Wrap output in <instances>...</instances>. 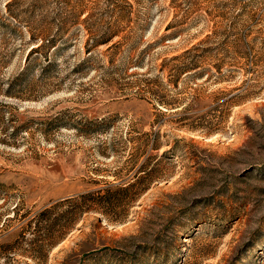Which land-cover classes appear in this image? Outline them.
Wrapping results in <instances>:
<instances>
[{
	"label": "rangeland",
	"instance_id": "1",
	"mask_svg": "<svg viewBox=\"0 0 264 264\" xmlns=\"http://www.w3.org/2000/svg\"><path fill=\"white\" fill-rule=\"evenodd\" d=\"M249 1L128 0L133 24L94 49L89 71H74L79 41L50 64L40 55L19 97L0 96V264H34L24 253L35 238L40 264H264V0ZM55 9L40 0V20ZM4 42L1 89L28 50ZM198 43L237 44L240 53L226 59L235 70L162 86L174 79L171 58ZM157 91L175 109L159 114ZM230 91L241 102L218 106ZM174 144L181 157L164 169L168 181L133 190L132 202L103 207L105 216L83 212L59 244L56 219L77 204L40 215V231L28 232L29 220L58 202L136 182Z\"/></svg>",
	"mask_w": 264,
	"mask_h": 264
},
{
	"label": "trees",
	"instance_id": "2",
	"mask_svg": "<svg viewBox=\"0 0 264 264\" xmlns=\"http://www.w3.org/2000/svg\"><path fill=\"white\" fill-rule=\"evenodd\" d=\"M24 1L7 0L3 4V14L0 16V46L5 49L6 42L4 41L11 39L22 44L28 50L21 72L7 84L5 89H1L0 87V96L19 97L17 96L19 92L16 89L24 85L27 76L34 66H40V55L44 61L50 64L57 54L64 52V50L72 49L79 41L84 42L82 50L83 58L74 71L77 74L89 71L92 68L90 62L93 60L92 53L94 49L109 44L114 37L118 36L120 28L123 25L133 24L128 16V10L131 7L128 0H53L56 9L50 14L42 16L46 18L43 20H40V13H37V11H40V0H30L28 8L19 9ZM238 1L244 2V0ZM249 2L247 3L249 4ZM100 4H105L107 7L101 11L99 8ZM14 7H16V10ZM83 38L84 40H82ZM240 51L241 49L238 48L237 44H235L233 51L221 47H202L200 43L185 48L180 54L171 58V61L177 62L175 67L172 68L174 79L167 81L162 86L167 85L172 90H176L175 86L177 82L201 79L208 74L216 77V79H222L225 76V71L231 73L237 67L226 63V59L240 53ZM9 56L10 54L3 56L0 53V65H4L6 63L4 58H8ZM166 68V64H164L161 66L160 71L163 72ZM27 87L31 93L40 91V72L38 81L34 85H27ZM232 91L227 93L225 97L221 95L217 98V102H220L218 106H233L241 102H235L236 96H228ZM158 93V91L154 92L153 98L165 110H158L159 114L164 115L169 110L175 109L172 108L169 101L165 100V95L159 96L157 95ZM29 97L40 98V94ZM212 134L214 132H207L205 135L210 136ZM177 152V145L174 144L165 151V155L167 156H158L159 160L154 164L152 169L132 184L117 185L113 187L114 191H111V188H109L104 195L96 198L91 193L82 194L76 198L58 202L41 213L40 211L37 212L28 222V232L35 234L37 231H40V215L45 219L55 208L66 204H77V212L73 211L70 214H62L56 219L59 229L54 232V234H57L53 238L54 244H59L64 240L66 234L77 224L80 214L83 212L100 209L101 214L105 216L108 212L103 207L111 210L124 203L132 202L130 194L133 190L136 191L134 195L139 196L148 190L149 183L152 184L163 180L168 181L167 179L170 178L168 174L170 173L167 172L168 174H165L167 176L161 175L164 169L172 170L177 165L176 160H173L176 157H181ZM146 181L149 182L145 184ZM135 196H133V199ZM108 220L113 225L116 223L111 219ZM31 245L34 246L32 252H26L24 255L32 260L34 264H40L38 262L39 258L35 254V250L37 249L36 238ZM45 260H47V257Z\"/></svg>",
	"mask_w": 264,
	"mask_h": 264
}]
</instances>
